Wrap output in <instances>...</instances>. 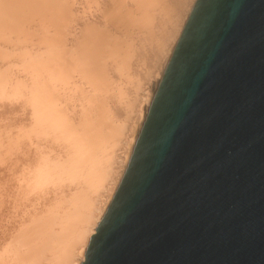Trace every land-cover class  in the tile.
<instances>
[{"label":"bare ground","instance_id":"bare-ground-1","mask_svg":"<svg viewBox=\"0 0 264 264\" xmlns=\"http://www.w3.org/2000/svg\"><path fill=\"white\" fill-rule=\"evenodd\" d=\"M195 1L0 0V264L84 262Z\"/></svg>","mask_w":264,"mask_h":264},{"label":"water","instance_id":"water-1","mask_svg":"<svg viewBox=\"0 0 264 264\" xmlns=\"http://www.w3.org/2000/svg\"><path fill=\"white\" fill-rule=\"evenodd\" d=\"M82 264H264V0H196Z\"/></svg>","mask_w":264,"mask_h":264},{"label":"rangeland","instance_id":"rangeland-1","mask_svg":"<svg viewBox=\"0 0 264 264\" xmlns=\"http://www.w3.org/2000/svg\"><path fill=\"white\" fill-rule=\"evenodd\" d=\"M177 38V37H176ZM176 38H175V40H176ZM175 42V41H174ZM173 46V45H172ZM159 72H160V75H158V76H156L155 78L154 77H152V78H150L149 80H147L146 82H144L141 86H143V91H142V94L143 93H146L147 94V96H146V101L144 100V102H142V105L141 106H139V105H134L133 106V108L132 109H135V115H136V113L138 114L137 116H136V120L137 121H135V127H136V125H138V122H139V120H141V117L143 116V112H144V110H143V107L145 106V104L146 103H148V100H150V98L152 97V95H153V93H154V89H155V86H154V83H156V81H159V79H160V77H161V72H162V69H160L159 70ZM133 114V113H132ZM140 115V116H139ZM134 121V120H133ZM130 123H132L131 121H130ZM128 126H130V124H128ZM128 133V132H127ZM130 133V132H129ZM129 133H128V135H126V138L125 139H129L130 140V138H129ZM128 140V141H129ZM126 143H127V147H128V142L126 141ZM125 145H123L122 147H124ZM127 149V148H126ZM125 149V150H126ZM122 150H123V152H122ZM128 150V149H127ZM119 152V154H118V156H120V158H121V160L122 159H126V156H127V154H128V152L126 151H124V149H121V150H119L118 151ZM126 153V154H125ZM106 195L107 194H104V200H105V206H106V204H107V201H108V199H109V195H108V197L106 198ZM103 205V206H104Z\"/></svg>","mask_w":264,"mask_h":264}]
</instances>
